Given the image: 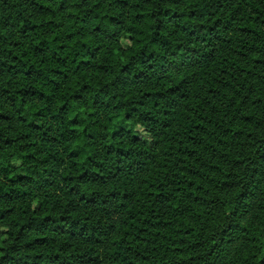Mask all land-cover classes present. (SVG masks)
Returning a JSON list of instances; mask_svg holds the SVG:
<instances>
[{
    "label": "trees",
    "instance_id": "trees-1",
    "mask_svg": "<svg viewBox=\"0 0 264 264\" xmlns=\"http://www.w3.org/2000/svg\"><path fill=\"white\" fill-rule=\"evenodd\" d=\"M0 264H264V0H0Z\"/></svg>",
    "mask_w": 264,
    "mask_h": 264
},
{
    "label": "rangeland",
    "instance_id": "rangeland-1",
    "mask_svg": "<svg viewBox=\"0 0 264 264\" xmlns=\"http://www.w3.org/2000/svg\"><path fill=\"white\" fill-rule=\"evenodd\" d=\"M123 46L125 48H127V47H129V43L127 41H123ZM135 135H136V137L140 138L144 144H147V145L151 146L152 139L147 133H145V131H143L140 128H137L135 130ZM13 167L14 168H19L20 164L17 163V162H13Z\"/></svg>",
    "mask_w": 264,
    "mask_h": 264
}]
</instances>
